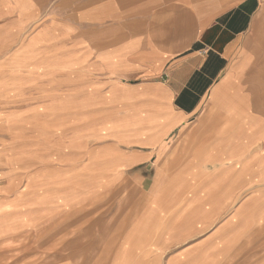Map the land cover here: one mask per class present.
Instances as JSON below:
<instances>
[{"label": "crops", "instance_id": "obj_1", "mask_svg": "<svg viewBox=\"0 0 264 264\" xmlns=\"http://www.w3.org/2000/svg\"><path fill=\"white\" fill-rule=\"evenodd\" d=\"M67 1L0 0V50L25 55L29 81L26 99L5 104L34 127L26 148L2 151L28 164L0 179V237L28 233L35 246L37 228L59 227L62 244L69 208L116 175L151 182L145 200L159 205L136 219L157 235L124 247L123 264H176L180 251L167 252L196 233L264 220V110L248 97L264 94V0H75L74 22ZM73 172L91 185L69 187ZM164 194L182 214L169 219Z\"/></svg>", "mask_w": 264, "mask_h": 264}, {"label": "rangeland", "instance_id": "obj_2", "mask_svg": "<svg viewBox=\"0 0 264 264\" xmlns=\"http://www.w3.org/2000/svg\"><path fill=\"white\" fill-rule=\"evenodd\" d=\"M78 1L81 0H76ZM147 1L149 5H155L166 0ZM67 2L69 4L67 8L72 12L65 14V19L69 22L81 20L84 15L73 12L75 0ZM55 16L57 15L53 14L52 18L54 19ZM27 34V31L23 32L21 38H27ZM6 36H1L0 42ZM11 56L12 48L0 50V179L7 169L17 167L16 161L19 158L23 161L22 165L27 166L26 153L23 156H11L2 151L9 147L15 150L21 144L26 145V139L29 133H33L34 128L28 123L31 120V113H28L27 109L21 111L10 109L13 105L5 104L6 100L12 101L20 97L21 101L28 97L27 92L24 91L29 85L25 55L22 57L20 54L19 61H15ZM52 80L56 79L52 77ZM248 97L250 100L253 98L261 100L264 94L248 95ZM17 106H22V102ZM92 176L91 173L84 172L69 173V187L76 184H80L81 187L90 186L94 178ZM96 176L101 178L102 175ZM116 177L110 183L111 187L99 197L83 198L77 207L69 208L66 237L62 238V244L59 242V237H50V234L59 236L60 231L62 235L64 234V229L60 230L59 227L51 231L44 226L37 228L35 246L30 245L33 239H29L28 233L0 237V246L3 247L0 264H123V260H118V257L123 253L124 247L149 243L150 238L157 235L152 232L154 226L151 229L145 226L141 234L137 229L136 219L142 213L146 219L155 217L159 205L155 209L153 204L149 205L145 200L151 182H147L142 189L141 186L125 183V175H116ZM2 191L0 190V231H4L6 224L4 222L6 217L2 212L5 209L3 200L7 198ZM75 193L77 191L69 190V196L74 197ZM7 196L10 194L8 193ZM164 198L165 205L163 203L160 205L171 211L167 215L173 213L169 219L178 212L182 214L185 209L183 205L179 208L180 211L178 209L175 211L176 207L171 206H175L173 203L175 199H170L166 194ZM158 224L164 229L170 221H158ZM241 226V233L237 236L233 227L232 231H217L212 236V240L206 242L205 234L196 233L184 244L169 249L167 254L180 251L177 254L179 257L176 264H264V220L254 222L244 220ZM214 231L216 230L213 229ZM228 235L230 238L223 242ZM60 250L61 252H56Z\"/></svg>", "mask_w": 264, "mask_h": 264}, {"label": "snow or ice", "instance_id": "obj_3", "mask_svg": "<svg viewBox=\"0 0 264 264\" xmlns=\"http://www.w3.org/2000/svg\"><path fill=\"white\" fill-rule=\"evenodd\" d=\"M260 107H261L262 110H264V97H262L261 100H260Z\"/></svg>", "mask_w": 264, "mask_h": 264}]
</instances>
